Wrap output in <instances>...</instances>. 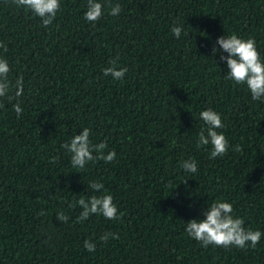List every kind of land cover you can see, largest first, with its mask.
I'll use <instances>...</instances> for the list:
<instances>
[{
  "label": "trees",
  "instance_id": "trees-1",
  "mask_svg": "<svg viewBox=\"0 0 264 264\" xmlns=\"http://www.w3.org/2000/svg\"><path fill=\"white\" fill-rule=\"evenodd\" d=\"M99 2L105 14L92 23L84 18L87 0H60L44 27L13 0H0L7 47L0 57L13 82L23 76V95L0 101V264H264V101L225 79L220 55L227 53L216 45L232 33L251 37L264 61V0ZM108 3L120 4L119 15L108 14ZM177 25L179 39L170 31ZM117 57L127 68L122 81L102 72ZM207 108L221 115L225 127L217 131L229 141L215 159L210 145L196 146ZM85 127L93 143H107L105 154L116 153L113 161L71 166L61 145ZM190 158L194 174L181 168ZM92 181L112 195L120 220L77 222L82 209L70 205L100 195ZM217 200L261 231L255 248H205L188 237L185 224L204 219ZM108 231L119 238L99 241Z\"/></svg>",
  "mask_w": 264,
  "mask_h": 264
},
{
  "label": "clouds",
  "instance_id": "clouds-1",
  "mask_svg": "<svg viewBox=\"0 0 264 264\" xmlns=\"http://www.w3.org/2000/svg\"><path fill=\"white\" fill-rule=\"evenodd\" d=\"M18 8H24L35 16L39 17L44 27H48L53 23L56 14L60 9V0H13ZM108 14L117 16L121 12L120 4L108 3ZM105 14V4L99 0H87V10L84 18L95 23ZM182 27L173 26L170 31L175 38L179 39ZM216 45L219 50L227 55H220V60L226 62L227 74L225 79L234 82L235 85H246L254 101H264V61L260 58L257 51L256 41L254 38H240L235 33L218 37ZM0 48L7 51L6 45L0 43ZM213 55L217 53V48L212 49ZM118 57L109 61V66L102 69L104 76H111L114 81H122L127 72V68L118 65ZM215 62V61H214ZM11 69L6 59L0 57V101L6 100L11 103L18 100L23 95V76H17L13 82L10 79ZM0 108H4V103L0 102ZM13 111L19 117L22 115L23 109L20 103L12 104ZM200 119L203 121L196 140L197 147L211 146L209 151V159L224 156L229 149V141L222 131L225 125L222 122L221 115L207 108L200 111ZM62 148L70 154V164L73 168L83 170L89 162L103 160L111 162L115 159L116 153L108 151L105 154L107 143H93L90 139V129L85 127L78 135H74L70 141L61 145ZM234 151H241L239 145L233 146ZM95 153V155L93 154ZM51 163L58 162L57 157L51 158ZM181 168L187 173H196L198 165L195 159L185 160L181 164ZM185 182L182 181L181 183ZM89 188L100 195H91L87 198L81 196L71 207L79 206L82 211L77 217V222H82L90 217V215H102L108 220H120L124 215L118 212L116 204L113 203V197L104 189V185L97 181L89 183ZM176 188V187H175ZM174 188V189H175ZM44 215L43 210L37 213ZM204 219H192L185 225V232L188 237L199 242L202 247L207 248L209 245L216 247L230 248L235 247L244 249L246 247L255 248L260 242L262 233L259 230H253L244 226L245 221L242 217L233 214L232 203L217 200L208 204L207 210L203 213ZM56 219L59 222H67L69 217L62 211L56 213ZM118 239L119 234L111 231L103 233L98 239L107 243L109 239ZM86 251L92 253L95 251L96 244L86 239L83 244Z\"/></svg>",
  "mask_w": 264,
  "mask_h": 264
}]
</instances>
